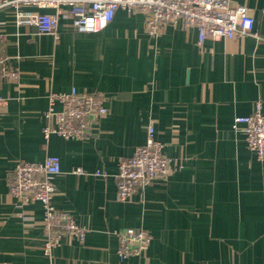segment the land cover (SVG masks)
<instances>
[{
    "label": "crops",
    "instance_id": "1",
    "mask_svg": "<svg viewBox=\"0 0 264 264\" xmlns=\"http://www.w3.org/2000/svg\"><path fill=\"white\" fill-rule=\"evenodd\" d=\"M233 2L264 37V0ZM146 18L119 9L104 29L82 33L63 7L57 35H39L17 26L13 9L0 11L6 53L21 72L1 90L10 101L0 109V264H264V162L233 128L257 101L264 109V44L209 39L201 48L197 29L171 25L150 37ZM72 89L107 95L109 114L85 141H47V96ZM151 123L174 170L122 202L118 164L146 144ZM48 156L61 160L55 206L88 229L83 243L65 239L50 257L40 204L18 203L8 187L18 161ZM129 228L152 242L121 260L112 233Z\"/></svg>",
    "mask_w": 264,
    "mask_h": 264
},
{
    "label": "built area",
    "instance_id": "2",
    "mask_svg": "<svg viewBox=\"0 0 264 264\" xmlns=\"http://www.w3.org/2000/svg\"><path fill=\"white\" fill-rule=\"evenodd\" d=\"M69 9L71 26L78 32L95 33L111 24L119 9L128 13L143 11L146 15V32L150 37L159 35L166 26H181L185 30L197 29L198 45L212 39L254 38L264 44V37L255 27L251 11L233 0H0V11L13 9L16 25L33 26L39 35H57L61 9ZM51 9L52 14L40 10ZM8 35L0 27V109L8 106L10 99L1 94L3 85L17 84L20 69L7 55ZM48 108L44 113L46 125L43 136L48 141L52 135L67 140L85 141L91 137L90 128L109 114V97L104 93L50 92ZM242 128L248 148L264 162V109L257 101L248 116L236 117L233 128ZM115 175L118 199L128 202L136 193L157 179H166L174 170V163L163 153V145L155 138V127L148 126L146 144L137 147L133 156L121 160ZM62 173L58 156H48L36 163L20 160L16 163L8 182L11 196L22 205L39 203L43 210L45 229L44 254L53 250L65 239L73 238L83 243L88 229L79 225L69 211L54 204L56 178ZM76 175L87 173L78 168ZM96 176L107 177L96 171ZM1 183V180H0ZM118 240L121 260L146 253L152 242L150 232L144 229H123L112 233Z\"/></svg>",
    "mask_w": 264,
    "mask_h": 264
}]
</instances>
